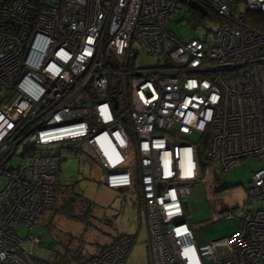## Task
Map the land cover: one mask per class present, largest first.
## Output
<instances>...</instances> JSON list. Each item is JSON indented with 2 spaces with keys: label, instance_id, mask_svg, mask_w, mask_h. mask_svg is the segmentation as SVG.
I'll use <instances>...</instances> for the list:
<instances>
[{
  "label": "built area",
  "instance_id": "built-area-1",
  "mask_svg": "<svg viewBox=\"0 0 264 264\" xmlns=\"http://www.w3.org/2000/svg\"><path fill=\"white\" fill-rule=\"evenodd\" d=\"M188 1L0 0V263L60 264L18 233L55 204L61 157L39 148L60 144L98 164L106 186L137 187L150 264H264V0H195L217 28L184 41L167 24ZM252 12L261 29L247 25ZM139 50L158 62L136 67ZM206 133L218 171L261 162L245 206L224 214L237 231L210 241L183 211ZM136 239L119 236L84 264H126Z\"/></svg>",
  "mask_w": 264,
  "mask_h": 264
},
{
  "label": "rangeland",
  "instance_id": "rangeland-1",
  "mask_svg": "<svg viewBox=\"0 0 264 264\" xmlns=\"http://www.w3.org/2000/svg\"><path fill=\"white\" fill-rule=\"evenodd\" d=\"M184 10L185 16H180L178 11L169 16V30L184 41L191 38L212 40L217 23L209 17L198 23L190 8L184 6ZM134 48H138L135 43ZM134 53L132 50L131 54ZM158 59L157 56L139 50L132 62L136 67H147L155 65ZM191 136L197 139L196 134ZM26 145V141L22 142L17 153ZM39 149V155L59 154L61 157L55 199L58 197L57 200H60V195H65L61 190L69 187V191L87 198L90 204L85 206L78 202L77 217L47 208L31 230L25 226L20 227L18 233L22 237L33 234L40 238L41 242L34 246L35 255L46 261L57 260L60 264H80L97 251L98 245L119 236L137 235L126 264H150L147 230L138 205L137 187H107L102 180V168L71 146L51 144ZM128 156L129 160L125 165L133 169V149H130ZM11 164L16 166L18 162L13 159ZM260 166L261 162L257 157H247L238 160L225 172L218 171L212 164L203 169L200 180L191 187L188 199L183 202L185 218L196 236L202 233L204 239L210 241L237 231L238 219L225 218L224 214H236L245 206L247 186L253 172ZM24 247H29V243L25 242Z\"/></svg>",
  "mask_w": 264,
  "mask_h": 264
},
{
  "label": "trees",
  "instance_id": "trees-1",
  "mask_svg": "<svg viewBox=\"0 0 264 264\" xmlns=\"http://www.w3.org/2000/svg\"><path fill=\"white\" fill-rule=\"evenodd\" d=\"M192 13L194 15V20H196L198 23H201V19L205 18V16L203 14L199 13L198 11L192 10ZM254 14L261 17V15L259 13H253V12L249 13V18L246 19V23H247V25H249L253 29H261L262 28L261 21L256 22V21H253L251 18ZM210 17L211 18L213 17L212 14L210 15ZM207 141H208V135L206 133L203 135V137L200 141L199 147H198L199 162H200L202 171L204 168L209 167V161L205 159V148H206ZM68 189H69V187L61 190V192H64L65 195H63L62 197L60 195V197H59V198H61L60 200H57L58 197H56L55 204L52 208H54V212H60V213L65 214L67 216L77 217V216H79V214L76 213L78 202H80L79 205L83 203V204H85V206L86 205L89 206L90 201L87 198L81 197L80 195L76 194L75 192L73 193V191H69ZM85 213H86V210H85ZM105 247H103V248H105ZM92 257L93 256L85 259L83 262H80V264H84L85 262H87Z\"/></svg>",
  "mask_w": 264,
  "mask_h": 264
},
{
  "label": "water",
  "instance_id": "water-1",
  "mask_svg": "<svg viewBox=\"0 0 264 264\" xmlns=\"http://www.w3.org/2000/svg\"><path fill=\"white\" fill-rule=\"evenodd\" d=\"M188 7H190L191 9L194 10H198L199 12H201L204 15H207V10L198 2H196L195 0H189L187 3ZM114 107L116 108V101L114 100ZM124 120V118H123ZM204 238V236H203Z\"/></svg>",
  "mask_w": 264,
  "mask_h": 264
},
{
  "label": "crops",
  "instance_id": "crops-1",
  "mask_svg": "<svg viewBox=\"0 0 264 264\" xmlns=\"http://www.w3.org/2000/svg\"><path fill=\"white\" fill-rule=\"evenodd\" d=\"M91 161V160H90ZM93 162V161H92ZM93 163H95V162H93ZM60 174V173H59ZM102 180H103V178H102ZM103 183L105 184V182H104V180H103ZM70 186H71V184H69ZM106 185V184H105ZM108 187V186H107ZM67 188V187H66ZM110 188V187H109ZM129 187H120V189H128ZM116 239V238H115ZM115 239H113V240H111L110 242H107V243H105V244H102V245H98V249H97V251L95 252V253H93V255H91V256H95L103 247H105V246H107L108 244H110V243H112ZM90 256V257H91Z\"/></svg>",
  "mask_w": 264,
  "mask_h": 264
}]
</instances>
